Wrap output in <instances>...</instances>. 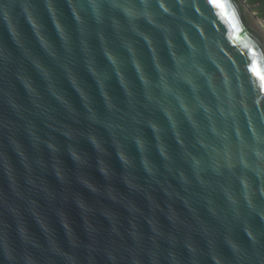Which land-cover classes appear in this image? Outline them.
Listing matches in <instances>:
<instances>
[{
	"label": "clouds",
	"instance_id": "1",
	"mask_svg": "<svg viewBox=\"0 0 264 264\" xmlns=\"http://www.w3.org/2000/svg\"><path fill=\"white\" fill-rule=\"evenodd\" d=\"M0 264H264L250 0H0Z\"/></svg>",
	"mask_w": 264,
	"mask_h": 264
},
{
	"label": "rangeland",
	"instance_id": "2",
	"mask_svg": "<svg viewBox=\"0 0 264 264\" xmlns=\"http://www.w3.org/2000/svg\"><path fill=\"white\" fill-rule=\"evenodd\" d=\"M250 3L261 16H264V0H250Z\"/></svg>",
	"mask_w": 264,
	"mask_h": 264
}]
</instances>
